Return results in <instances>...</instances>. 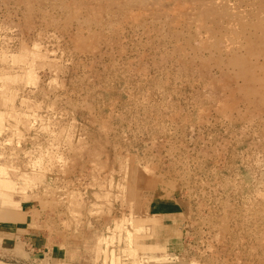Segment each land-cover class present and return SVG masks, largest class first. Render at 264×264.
<instances>
[{
  "label": "rangeland",
  "instance_id": "rangeland-1",
  "mask_svg": "<svg viewBox=\"0 0 264 264\" xmlns=\"http://www.w3.org/2000/svg\"><path fill=\"white\" fill-rule=\"evenodd\" d=\"M7 213L0 264H264V0H0Z\"/></svg>",
  "mask_w": 264,
  "mask_h": 264
},
{
  "label": "crops",
  "instance_id": "crops-1",
  "mask_svg": "<svg viewBox=\"0 0 264 264\" xmlns=\"http://www.w3.org/2000/svg\"><path fill=\"white\" fill-rule=\"evenodd\" d=\"M2 214H4V213H2ZM7 214H9L8 216H12L13 215V218H15L16 219V222H13V223H11V222H3L2 220H0V223H4V224H17L18 222H20L21 221V219H19V217L17 216V217H15V215L12 213H7ZM163 215V214H162ZM176 215H179L178 213L177 214H173V213H166L164 216H163V221H166V219H170V218H174ZM7 216V217H8ZM6 233V235L8 236V235H10V236H12V238L14 239V242H15V239H18V240H22V239H26L28 242H29V244H32V243H34L35 242V239L34 240H31V237L30 236H25V235H23L22 236V234L21 233H19V232H5ZM9 236V237H10ZM8 237V238H9ZM4 238H5V236H4ZM3 239V238H2ZM11 239V238H10ZM14 244V243H13ZM58 264V263H57Z\"/></svg>",
  "mask_w": 264,
  "mask_h": 264
},
{
  "label": "bare ground",
  "instance_id": "bare-ground-1",
  "mask_svg": "<svg viewBox=\"0 0 264 264\" xmlns=\"http://www.w3.org/2000/svg\"><path fill=\"white\" fill-rule=\"evenodd\" d=\"M4 180V179H3ZM12 183V182H11ZM128 235V234H127ZM133 237V236H132ZM130 238V237H129ZM105 258V257H104Z\"/></svg>",
  "mask_w": 264,
  "mask_h": 264
}]
</instances>
